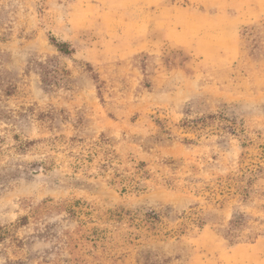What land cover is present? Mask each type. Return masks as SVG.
Here are the masks:
<instances>
[{"label": "rangeland", "instance_id": "1", "mask_svg": "<svg viewBox=\"0 0 264 264\" xmlns=\"http://www.w3.org/2000/svg\"><path fill=\"white\" fill-rule=\"evenodd\" d=\"M0 229V264H264V0H0Z\"/></svg>", "mask_w": 264, "mask_h": 264}, {"label": "trees", "instance_id": "2", "mask_svg": "<svg viewBox=\"0 0 264 264\" xmlns=\"http://www.w3.org/2000/svg\"><path fill=\"white\" fill-rule=\"evenodd\" d=\"M55 45H56V47L58 48V50H59L60 52H63V53H65V54H70V53H72V51L69 50L67 44H65V43H62V44H61V43H57V42H55ZM94 77H95V80H96V79H97V76L95 75ZM243 226H244V224H243L242 217H239V218L233 220V221L231 222V224H230L229 234H230L232 237H233V236H236L237 233H238V231H239ZM0 231H1V229H0Z\"/></svg>", "mask_w": 264, "mask_h": 264}]
</instances>
